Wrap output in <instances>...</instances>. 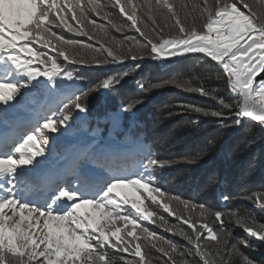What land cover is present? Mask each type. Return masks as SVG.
I'll return each mask as SVG.
<instances>
[{
  "label": "snow or ice",
  "instance_id": "obj_1",
  "mask_svg": "<svg viewBox=\"0 0 264 264\" xmlns=\"http://www.w3.org/2000/svg\"><path fill=\"white\" fill-rule=\"evenodd\" d=\"M61 58L75 65L136 62L131 71L145 58L202 61L216 71L163 84L219 107H179L236 125L249 118L264 129V0H0V264H254L241 251L249 241L229 225L264 241V223L170 194L156 169L171 162L135 142L87 144L62 167H46L56 152L53 134L68 130L73 110L86 111L82 100L90 92L129 74L69 92L63 79L74 76ZM211 80L223 81L234 98L208 88ZM248 199L264 212V192Z\"/></svg>",
  "mask_w": 264,
  "mask_h": 264
},
{
  "label": "trees",
  "instance_id": "obj_2",
  "mask_svg": "<svg viewBox=\"0 0 264 264\" xmlns=\"http://www.w3.org/2000/svg\"><path fill=\"white\" fill-rule=\"evenodd\" d=\"M111 10L123 23L124 18L119 16L118 10ZM111 34L123 38L115 30H111ZM127 34L138 35L134 31ZM61 63L73 72V80L61 78L72 92L76 89L87 91L105 75L129 70L118 85L107 90L92 91L82 100L87 110L80 121L77 116L81 111L73 110V118L69 121L72 133L94 134L95 140L87 142L92 145L128 146L135 142L136 146L150 150L159 160L171 162L162 169H156L158 182L170 194L222 211L238 210L241 214L254 216L258 223H264V212L248 199L264 192V129L249 118H243L241 124L236 125L232 119L221 122L214 117L186 111L179 105L193 104L209 109L218 108L219 105L207 97L163 84L173 78L205 76L209 70L216 71L213 66L196 60L162 65L159 60L150 58L140 61L139 69L134 71L131 69L136 62L131 61L123 65L97 66L67 64L61 58ZM144 82L161 83L162 86L144 91L139 87ZM199 82L193 80L194 84ZM206 84L225 97L234 98L223 81L211 80ZM132 101L140 102L133 109L125 111ZM83 146L78 142L69 143L66 149H62L56 144V152L51 160L56 157L63 160ZM223 196L231 199L225 203ZM162 214L167 217V213ZM168 219L175 222L173 217ZM229 227L233 228L236 236L249 241L250 247L241 246L244 255L254 264H264V241L249 237L240 227ZM155 230L181 246L190 247L181 237L160 228ZM152 255L162 258L156 252ZM127 258L133 259L130 255ZM196 259L199 260L198 257Z\"/></svg>",
  "mask_w": 264,
  "mask_h": 264
},
{
  "label": "rangeland",
  "instance_id": "obj_3",
  "mask_svg": "<svg viewBox=\"0 0 264 264\" xmlns=\"http://www.w3.org/2000/svg\"><path fill=\"white\" fill-rule=\"evenodd\" d=\"M193 55H199V54H193ZM162 65H168V64H162ZM41 79H46V78L41 77ZM66 88L69 90V92H72L71 88H69V87H66ZM84 115H85V113L81 111L77 116V120L80 121V119ZM70 130H71V127H69L67 131L62 130V133L54 134L58 137V140L56 143L57 145L66 146L68 143H77V142L80 144H83V145H87V142H91V141L95 140L94 134H91V135H88L86 133L74 134ZM51 159H52V157L46 162V167H48L49 169H51L53 171L62 167L64 161L58 160V157L54 158L52 161H51Z\"/></svg>",
  "mask_w": 264,
  "mask_h": 264
}]
</instances>
